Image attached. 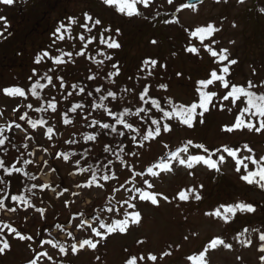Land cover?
<instances>
[{
	"label": "rangeland",
	"instance_id": "rangeland-1",
	"mask_svg": "<svg viewBox=\"0 0 264 264\" xmlns=\"http://www.w3.org/2000/svg\"><path fill=\"white\" fill-rule=\"evenodd\" d=\"M137 7L143 14L128 17L116 11L114 6L104 5L102 0H14L12 6L0 5V16H6L8 23V28L5 30L3 22L0 21V31L3 32V35H0V129L4 128L3 132H6L8 127L18 121V115L29 109L23 107L24 104L32 102L33 107H36V99L44 96V89L38 90L37 97H31L30 88H25L27 98L8 97L3 94V89L30 85L32 81L28 78L32 76L34 68L39 75L44 74L48 69L43 59L46 58L50 62V58L42 56L44 51L39 53L38 48L45 47L54 39L52 33L55 28L62 22L66 23L68 16L82 18L84 12L100 17L106 25L121 30V35L117 38L121 43L119 50H107L106 45L99 47L106 54H114L116 61L122 65L121 77L137 74L134 81L122 83L120 90L117 91L124 103L136 104L131 95L123 89L135 83L136 88L133 91H138L143 83L141 76L146 77L149 71L161 72V81L169 83L168 93H163L157 88L158 94L171 96L176 102L190 101L194 95H198L193 91L192 82L203 78L210 67L219 63L218 57H212L211 53L203 48L200 49L199 55L188 54L184 49L189 44H196L199 47V39L192 37L190 31H194L197 26H205L209 23L220 30L212 37H205L204 42L208 43L211 39L212 43L209 46L212 50L219 54L221 48H226L229 50L230 57L237 59L238 63L230 67L235 83L242 85L249 79L253 81L264 79V13L260 11L264 9V0H245L244 4L238 3V0H227L226 3L224 0H220L219 3L216 0H204L196 5L195 9L183 8L179 13L175 12L173 6L168 5L166 0H154L149 9H143L142 5ZM177 18L180 20L179 24L174 23ZM165 20L173 21V23H165ZM82 30L78 31L83 32ZM70 34L77 35L76 26H73ZM153 40L157 43H151ZM52 45L55 46V50H52L51 54L62 56L64 61L62 65H56L52 64L54 60H51L52 68L64 78L69 79L72 75L69 84H75L77 80L86 76H94L98 83L102 81L103 88L107 85L109 90H115L111 82L117 77L104 75L103 66L97 69L96 61L103 59L105 65L109 62L94 51L96 42L89 45L93 51L86 52L83 56H77L74 53L71 58L64 56L63 53L72 50L70 45L79 48V44L77 40L70 38L69 34H65L63 41H57ZM174 52L175 56H173ZM37 56H42L40 65L34 63ZM145 58H156L160 63H166L167 69L161 70L159 65L153 69L149 65L143 68L142 72H138ZM178 72L183 75L177 77ZM48 74H50L49 71ZM46 81L43 80V82ZM47 84H49L48 81ZM64 90L65 88H62L60 96ZM76 90L78 91V89L67 88L70 92H77ZM78 94L81 93L78 91ZM44 101L48 99H41L40 104L45 105ZM14 108L19 109V112L14 111ZM61 111L64 112V109ZM68 114L73 115L70 110ZM233 115L237 114L212 111L206 115L203 126L198 125L195 129H187L186 126L181 125L173 133L175 139L169 143L168 148L163 147V144L168 142L167 135L164 141L152 144L150 147L147 146L149 142H144L146 147L143 149L142 157L136 160L135 169L139 170L143 167L146 172L152 162L163 158L169 151L183 147L188 138L193 139L194 142H204L209 147L226 143L235 144L237 141L241 144L248 143L254 148V152L250 155L254 157L264 155V135L239 131L227 134L221 131L223 125L232 121ZM53 119L52 123L50 122L55 126L52 141L48 140L46 131L48 124L44 128L29 131V134L16 130V143L20 146L27 145L29 150H34L37 154L32 160L35 165L33 170L40 173L36 184L38 186L49 184L50 187L37 192L30 207L22 206L15 212L0 208V240L8 239L11 245L10 251L6 250L5 254H0V264H27L30 256L33 255L31 247L35 246V240L29 246V242L19 240L12 232V228H16L22 235L42 233L45 238H49L51 233L50 238L54 244L58 242L66 244L65 237L72 231L76 220L81 218V212L87 214L103 211L105 213L103 219L107 221L111 217V213L107 212L108 207L115 205L119 208L123 203L122 200L120 204L117 203L120 196L123 195L125 199L129 196L125 188L132 187L128 183L132 177L125 179L128 174L123 165L120 169L115 167L113 171L118 173V180L124 182V187H121L119 182L114 185L121 189L120 193L108 191L105 195L108 183H102L105 184V189H99L95 184L88 188L84 186L85 177L82 174H76V169L70 163L61 162L59 158V153L66 147V142L60 143V141L73 139V133L79 131L80 123L83 124V122L81 119H76L74 124L64 125L63 117L59 113ZM0 135L6 136L5 144L7 145L9 133ZM130 147L140 151L139 147ZM99 151L100 149H94L91 158L95 159V154ZM53 152L57 153L55 160ZM132 159L127 157L128 162ZM237 160L242 163H237ZM244 164H249V170H254L250 161L244 159L243 154L238 151L236 158H229L221 165L220 173L210 171L203 165H197L195 169L187 171L181 166L174 174H168L156 180L158 191L167 194L172 203L161 201L158 207L143 203L141 204L143 222L140 226L132 227L125 234L111 235L103 246L98 244L96 250H83L70 257L59 256L54 259L58 264L61 260L63 264H124L128 252L133 254L139 252L143 255L151 250L158 255L163 251L173 253L170 257H165L163 261L158 259L156 264H192L191 261H186L188 255H199L198 250L202 249L210 238L222 236L226 242L232 243L233 248L228 250L221 246L210 251L209 264H261L259 257L264 253L258 251L257 232L254 230H264V190L239 179L233 166L243 170ZM53 168L56 169L55 172L52 171ZM189 172L194 174L189 175ZM201 183L204 185L203 189L199 188ZM77 184L81 186L77 187ZM144 187L146 189L147 186ZM64 188L68 191L62 197L60 192ZM179 191L190 193L189 201H179ZM197 191L202 195L201 201L194 199ZM66 198L67 203H65ZM235 202H250L257 211L250 214L237 213L234 217L228 214V222L222 218L205 215L206 212H214L216 209H220L223 213V208ZM36 207L45 208V212L36 213ZM244 229L247 231L241 235L240 232ZM79 232H84L85 237L88 235L77 225L72 236H76ZM192 233L198 235L193 236ZM185 235L189 236L187 241L183 239ZM233 236H236V239H232ZM246 238L253 240L251 247L240 244L239 241ZM67 239L71 240L72 237L67 236ZM138 239L145 240V244H138ZM125 249L128 251L126 252ZM96 256L100 257L99 261L96 260ZM140 264L144 262L141 261Z\"/></svg>",
	"mask_w": 264,
	"mask_h": 264
},
{
	"label": "snow or ice",
	"instance_id": "snow-or-ice-1",
	"mask_svg": "<svg viewBox=\"0 0 264 264\" xmlns=\"http://www.w3.org/2000/svg\"><path fill=\"white\" fill-rule=\"evenodd\" d=\"M217 3L220 0H216ZM226 3L227 0H224ZM102 3L106 6H114L116 11L121 14H126L128 17L140 16L143 13L138 9V5H142L143 9H149L150 5L154 3V0H102ZM168 5H172L175 12L179 13L183 8H192L195 9V5L187 4L184 0H166ZM238 3L244 4L245 0H238ZM14 0H0V5L12 6ZM264 13V9H260ZM0 21L3 22V27L6 30L8 28L7 17L0 16ZM66 23H60L52 33L54 39L52 44H56L57 41H63L65 39V34H69L70 38L77 40L79 48L73 47L71 51L63 53L64 56L71 58L73 54L77 56L85 55V52H91L93 49L89 48V45L93 42H96V47L94 51L97 55L104 57L109 64L105 65V61L98 60L96 61L97 69L99 70L102 66L105 69L104 75H111L117 77L116 80L111 82V86L115 90H109V87L104 86L103 90L99 86H95L92 90H87L85 87L79 86L77 84H68L65 85L64 77L60 75L54 68H52L51 60H54L56 65H62L64 63L62 56H52L50 57V62L47 65V71L43 75H39L36 68L33 69L32 76L28 79L32 81L30 85H25L24 87L14 86L6 87L3 89V94L8 97H26L25 88H30L31 97H37V92L40 89H44L46 86L40 83V80H47L50 85H53L59 90L60 88H65L63 93L64 99L68 100L69 103L67 107L70 108L71 113H77V118L83 119L85 123H88V117H80V114L77 112L78 109H83L84 104L77 103L74 107H71L70 97H73V92L67 91V88L78 89L79 93L84 94L86 97H93L95 93H101V100L108 101L112 104V108L108 109L104 104H95L97 109H104L107 113V116H102L100 119L107 120L108 117H112L114 112L116 113L114 120L109 122L100 123V119H97L96 125L94 126V131H97V135H87L84 137L85 140L92 142L96 141L98 136L104 135V130H107L111 133H116L119 136L125 138L128 137L131 133H139V137L136 135H131L129 144L137 142L139 145L140 151L133 150L131 147H128L125 157L119 160V164H116V168L120 169V166H124V170L127 171L128 177H132L131 180H128V183L132 187L125 188V191L129 193L127 199L120 196V200H117V203L120 204L122 200L123 203L120 204V207L117 208L115 205L108 207L107 212L111 213L109 220H104L103 216L105 213L101 212H89L87 214L81 212L80 219H77L73 225L72 231L68 232L67 236H71L72 239L68 240L67 236L64 243H53L51 233H49V238H45L43 234H24L22 235L17 231L16 228H12V232L16 234L20 241L31 242L35 240V246L31 247L32 256H30L27 264H58L57 260L54 257H70L71 255L78 254L83 250H96L98 244L103 246L107 239L112 234H125L131 230L132 227L140 226L143 222V213L141 209V204L147 203L150 206H159L161 201L166 203H172V200L169 199L167 194L159 192L156 188V180L163 178L165 175L174 174L181 166L187 170L195 169L197 165L207 166V169L210 171H215L220 173L222 171L221 165L227 162L229 158H236L238 156V151L243 154V158L250 161L251 165L254 166V170H249V164L243 165V170L239 167H234V171L239 175V179L242 182H246L248 185L257 186L260 190H264V155L253 156L250 155L254 152V148L251 147L248 143L241 144L237 141L235 144H224L220 146H206L204 142H194L193 139L188 138L183 144V147H178L175 151H171L166 159L161 158L159 162H152L151 166L147 167L146 172L145 168L141 167L139 170H136L134 165L137 159L141 158L143 155V149L146 147L144 142H149L147 145L150 147L152 144L160 143L164 141L165 135L168 136V142L163 144L164 148L169 147L175 137L173 133L181 125L186 126L187 129H195L198 125L203 126L205 124V117L207 114H210L212 111H224L227 113L235 112L237 115H233L232 121L223 125L221 131L227 134H234L239 131L241 133H250L253 135L259 134L264 135V79H257L253 81L252 79L247 80L242 85H237L235 83V78L231 76L230 67L238 63L236 58L230 57L229 50L226 48H221L219 54L217 51L212 50L209 46L212 43L210 39L208 43H205V37H212L213 34L220 29L216 28L213 24L209 23L205 26H197L194 31H190L192 37H197L199 39V47L196 44H189L184 50L188 54L199 55L201 48L206 49L207 52L211 53L212 57H218L219 63L214 64L210 67L209 71L205 74L203 78H200L198 81H193V91L198 95H194L193 99L186 102H176L171 96H166L163 94L157 93V88H159L163 93H168L169 83L162 82L161 72L149 71L147 76H141L143 83L138 91H133L136 88L135 83L131 84L129 87L123 89L124 92L129 93L132 99L135 100L137 110L135 112L130 109L133 105L125 103L121 104L118 97L117 91L120 90L122 83L127 81H134L137 74H132L128 76L121 77L122 65L118 63L115 59L114 54H106L104 51L100 50V45H106L107 50H119L121 48V43L118 42V37L121 35V30L119 28H112L111 26L106 25L102 18L94 17L88 12H84L81 17L68 16L66 18ZM165 23H173V21L165 20ZM174 23L179 24L180 20L177 18ZM73 26H76L77 35L72 36L70 30L73 29ZM235 27V24H233ZM79 29H83V32H79ZM95 30V31H93ZM188 31L187 29L185 30ZM0 35H3V32L0 31ZM151 43L156 44L157 41L153 40ZM234 43V41L232 42ZM176 53H173L175 56ZM42 56H49L48 51H44ZM42 56H37L34 60L36 65L41 64ZM226 62V63H225ZM149 65L155 69L158 65L161 70L167 69L166 63H160L156 58H145L142 61V66L138 69V72H142L143 68L148 67ZM48 71H51V75L48 74ZM182 73H176L177 77L182 76ZM253 75H256L255 69L253 70ZM55 77V80H54ZM152 78V79H149ZM96 77L89 76L86 77V80H95ZM189 79H191L189 77ZM102 83V81H101ZM199 85L198 87L196 85ZM222 85V87H221ZM147 96V99L145 97ZM52 92L51 89L43 97H38L36 99V107L34 111H47L51 109L50 115H55L61 109H58V101L48 103L47 108L40 106L41 99H51ZM115 101L113 104L112 102ZM143 101L147 107H140V102ZM85 103L88 105V110L92 108V101L85 100ZM25 108L32 109L33 103L28 102L23 105ZM123 108L121 112L120 109ZM14 111L19 112V109L14 108ZM28 113L18 115L17 119L20 121H25V127L30 125L32 129H37L38 125L47 126V135L48 140H53L54 125H51L49 120H31L27 118ZM128 117H132L130 121L127 120ZM143 118L141 122L140 118ZM73 120L69 119V114L66 111L63 116V124L68 125L72 124ZM115 125L121 126L122 129L128 130L126 133L123 130L118 131ZM137 125V127H134ZM21 125L18 123L16 128H20ZM41 135H43V130H41ZM67 143L69 145L77 143L75 139H68L67 141H60V143ZM114 142V141H113ZM5 145V138L0 136V146ZM83 146V145H82ZM190 148L192 151L190 152ZM110 149L105 147L102 149L101 155L107 153ZM124 151L123 149L121 150ZM53 159L57 158V153L53 152ZM70 157H73L72 163H74L80 172H87L91 175V180L88 181L89 185L95 184L99 189H105V184L100 183V181L109 182L105 195L108 194V191H115L120 193L121 189L115 187V183L119 182L121 187H124V182L118 180V173L113 172L111 165L114 163L111 161L110 156H104V161H102V167H100V175H97L95 171L92 170L91 165L88 168L81 166L80 158L77 153L74 152H60L59 158L61 162H68ZM127 157H132V161L128 162ZM25 164H31V161H23ZM46 163V162H45ZM87 163V161H85ZM237 163H242V161L237 160ZM9 167H13L11 162L0 159V170L4 174L8 173ZM14 172L19 173L20 168L14 167ZM159 170V171H157ZM52 171H56L55 168ZM122 174V172L120 173ZM193 172H189V175H193ZM12 179L11 176L0 175V208H5V201L8 203L6 205V211L15 212L17 211L16 207L11 203L12 201H19L23 203H29L28 199L24 195H13L9 197H4L2 195L8 189V180ZM35 179V177H32ZM87 180L88 178L85 177ZM138 185V186H137ZM147 186L146 189L144 186ZM81 185L77 184V187ZM204 185L201 183L199 185L200 189H203ZM32 188H36V185L33 184ZM28 191H31L30 189ZM68 189L64 188L60 192V195L63 197L64 193ZM136 193V195H132ZM190 193L186 191H179L178 199L179 201H189ZM196 201L202 200V195L197 191L194 195ZM67 203V198L65 199ZM223 207V205H221ZM131 210V211H129ZM36 213L43 214L45 208L36 207ZM257 208L250 202H235L230 203L228 207L223 208V213L220 209L213 211H208L205 213L208 217L222 218L225 222H228V214H232L233 217L237 213L241 214H250L255 213ZM114 217V219H113ZM83 229L87 232V237L84 236V232H79L76 236H72V232L76 231V226ZM247 229H244L240 232L241 235ZM257 232L256 243L258 244V251L264 253V230L256 229ZM59 235V233H57ZM193 236L198 235L197 233H192ZM91 237V238H88ZM184 241L189 239L188 235L183 237ZM232 239H236V236H233ZM43 241V244H41ZM75 241V243H73ZM145 240L138 239V244H145ZM240 244L245 247H251L253 240L246 238L245 240H240ZM224 249L231 250L233 248L232 243L226 242V239L222 236H216L209 239L202 249L198 250L199 255H188L186 261H191L192 264H209L208 253L210 251L216 250L219 247ZM171 247V245H169ZM47 248V250H44ZM7 251L11 250V245L8 242V239L0 240V254H5ZM127 252L128 250L125 249ZM173 253L170 251H163L162 254H154L151 250L145 252L141 255L139 252L133 254L128 252L125 257L124 264H140L141 261L144 264H156L158 259L163 261L165 257H170ZM96 260H100L99 256H96ZM261 264H264V255L259 257ZM59 264H63L61 260Z\"/></svg>",
	"mask_w": 264,
	"mask_h": 264
},
{
	"label": "trees",
	"instance_id": "trees-1",
	"mask_svg": "<svg viewBox=\"0 0 264 264\" xmlns=\"http://www.w3.org/2000/svg\"><path fill=\"white\" fill-rule=\"evenodd\" d=\"M84 31V30H82ZM73 35V34H72ZM70 36V35H69ZM50 43H52V41H50ZM48 43L45 47L42 46L40 49L39 53H42V51H48L50 54L52 53V50H55V46H53L52 44ZM45 45V44H44ZM86 55V52H85ZM53 55H49L48 58L52 57ZM54 56H60V55H54ZM45 61V64L48 65L49 61L44 58L43 59ZM52 64H55L52 63ZM77 66V65H76ZM51 75V71H49ZM43 75V74H42ZM72 77V75H71ZM70 77V78H71ZM89 77V76H86ZM86 77H83L81 80H77V82L75 84L77 85H81L82 87L86 88L87 90H92L95 86H99L101 87V89L103 90V86L101 85V83H98L97 80H86ZM94 77V76H93ZM69 78V79H70ZM66 79L65 85L68 83L69 84V79ZM97 82V83H96ZM40 83L44 84L46 87L43 90V94L45 95V93L48 92L49 89H51L52 92V98L48 99V101H44L45 105H41V107L43 108H47L48 103L51 102H59L58 103V109H64V112H68L70 108L67 107L69 101L64 99V96H62L63 94H60L62 92V88H60L59 90H57V88L53 85L47 84L46 82H43V79L40 80ZM49 87V88H47ZM51 87V88H50ZM77 91V90H76ZM65 92V90H64ZM63 92V93H64ZM103 91L101 93H95V95L93 97H86L84 96V94H78L77 92H73V97H70L72 99L69 98V100L71 101V105L74 107L77 103L80 104H84V108L78 110L77 112L80 114V117H84L87 116L88 117V123H85L83 121V119L81 118H77V113H73V115H69V119L73 120V123L76 121V119H81L83 124L80 123V129L78 132L73 133V139H75L77 141V143L75 144H67L65 143V149L63 152H74L77 153L79 155L80 158V162H81V166L84 168H88L89 165H91V168L93 171H95L97 173V175H100V167H102V161H104V156H110L111 161H113L114 163L111 165L112 171H115V165L119 164V160L121 158L125 157V150L130 147V146H135V147H139L137 142H133L131 144H129V140L131 139V135H136L137 137H139V133H131L130 135H128L127 138L123 137V136H119L116 133H111L108 132L107 130H104V135L102 136H98L96 141H92L89 142L87 140L84 139L85 136L87 135H97V131H94V126L96 125V121L97 119H100L102 116H107V113L104 111V109H97L95 107V104H104L106 108L111 109L112 108V104H110L108 101H104L100 99V96L103 95ZM57 95V96H56ZM40 97V96H39ZM60 97V98H59ZM117 97L120 101L121 104H125L124 101L119 97V95L117 94ZM56 98V99H55ZM147 98V96L145 97ZM76 99V100H75ZM75 100V101H73ZM85 100H90L92 101V108L89 111L88 110V105L85 103ZM113 104L115 103V101L112 102ZM131 105L134 104V102L130 103ZM136 105V104H134ZM140 107H147V105H145L143 103V101L140 102ZM35 107H33L32 109H28L26 112L28 113L27 118L31 119V120H49L51 122V120H54L53 118L55 117V115H59L61 117L64 116V112H62L61 110L58 111L55 115H50L51 113V109H48L47 111H34ZM131 111L135 112L137 110V106H133L131 109ZM120 111H123V108L120 109ZM25 113L24 111L21 113L23 114ZM116 113L114 112V115L112 117H108L107 120L104 119H100V123H104V122H109L111 120H114ZM132 119V117H128L127 120L130 121ZM141 122H143V118L141 117ZM20 124L21 127L20 128H16L17 124ZM52 123V122H51ZM47 124L45 125H38L37 128H44ZM117 127V130H123L126 133L128 132V130L126 129H122L121 126L119 125H115ZM134 127H137V125H134ZM31 126L27 125V127H25V121H20L18 120L17 122H14L11 127H8V130L6 132H3V129H0V134L3 133H9L8 135V143L7 145H3L0 146V159H5L6 160V166H7V162L10 161L11 165L13 167H9L8 169V173L4 174L2 170H0V175H7V176H11L12 179L8 180V189L3 192L4 197H9V196H13V195H24L27 197L29 203H23V202H19V201H12L11 203H13L14 207H16V209H19V207H26V206H31L32 205V200L34 195L39 192L40 190H45L46 188H48L47 186L43 185V186H38L36 184V180L39 177L40 173H38L37 171L33 170V167L35 165H33V163L31 164H25L23 163V161L28 160L31 161L33 160L34 157L37 156V154L34 152V150H29L27 145L24 146H20L19 144L16 143V130H22L26 133L29 134L28 129H30ZM37 129H32L31 131H35ZM1 136V135H0ZM4 138L6 136H3ZM114 141V142H113ZM83 145V146H82ZM109 148L110 150L107 153H104L103 155H101L102 153V149L103 148ZM94 149H100L99 153L95 154L96 158L93 159L91 158L92 153L94 152ZM124 150L123 152L121 150ZM175 151V150H172ZM171 151H169L163 158L166 159L167 155L170 153ZM74 158L70 157V160L67 163H70L75 169H76V174L87 177L88 179H85V184L88 187H92L91 184L89 185L88 181L91 180V175L87 172H80L79 169L77 168V166L72 163V160ZM161 158H159L157 161L155 162H159ZM85 161H87V163H85ZM14 167H18L21 169V171L19 173L14 172L13 168ZM32 177H35V179H32ZM100 183H109V182H104V181H100ZM35 184L36 188H32V185ZM2 187V186H0ZM15 187V188H14ZM14 189V190H13ZM31 191H28V190ZM13 190V192H12ZM8 201L6 200L5 204H7ZM6 209V207H5ZM113 235V234H112Z\"/></svg>",
	"mask_w": 264,
	"mask_h": 264
},
{
	"label": "water",
	"instance_id": "water-1",
	"mask_svg": "<svg viewBox=\"0 0 264 264\" xmlns=\"http://www.w3.org/2000/svg\"><path fill=\"white\" fill-rule=\"evenodd\" d=\"M204 0H187L185 3L187 4H192V5H198L200 3H202Z\"/></svg>",
	"mask_w": 264,
	"mask_h": 264
}]
</instances>
